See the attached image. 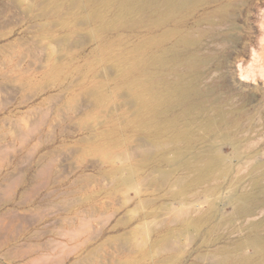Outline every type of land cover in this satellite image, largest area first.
<instances>
[{"label": "rangeland", "instance_id": "rangeland-1", "mask_svg": "<svg viewBox=\"0 0 264 264\" xmlns=\"http://www.w3.org/2000/svg\"><path fill=\"white\" fill-rule=\"evenodd\" d=\"M77 2L0 0V264H264V0H199L139 37L98 29ZM170 46L205 61L199 85L229 113L207 114L227 171L166 159L184 156L156 146L189 132L184 119L159 134L164 116L136 121L149 109L122 72L144 81ZM256 189L248 213L230 204Z\"/></svg>", "mask_w": 264, "mask_h": 264}, {"label": "bare ground", "instance_id": "bare-ground-1", "mask_svg": "<svg viewBox=\"0 0 264 264\" xmlns=\"http://www.w3.org/2000/svg\"><path fill=\"white\" fill-rule=\"evenodd\" d=\"M197 1L199 0H78L77 6L79 12L87 11V22L91 20L100 24L99 27L97 26L98 29H123L127 30L131 36L139 37L142 27H146L148 32L154 31L164 26L177 12L193 8ZM153 17L156 19H152ZM178 42L191 43L192 40L183 38L179 39ZM142 45L141 43L137 44L134 48L137 51H143ZM172 49L174 48L170 46V50ZM143 52H147V50ZM161 55L152 56V60L159 63L156 66L157 70L154 71L145 68L148 67V63L142 58L132 56L133 63L136 64L134 68H145L142 70L145 74L144 81L139 80L137 71L131 67L122 72L123 83L126 88L128 86L126 90L140 99L143 103L141 108L149 109V114L139 111L136 121L138 122L143 115L164 116V119L154 124L157 126L155 134H159L164 129L171 131V128L175 132L177 124L181 122L180 119H184V125L190 128L189 132L186 134L175 132L171 140L156 145L167 150L175 147L177 148L175 155L183 154L184 156L177 160L174 158L175 156L168 155L166 159L168 161L174 160L178 168L192 169L196 167V164L191 162L192 159L212 157V163L206 167V175L212 176L216 170L220 169L227 171L228 165H226L222 153L213 144V138L210 139L215 134L219 122L207 114L214 109L217 116L224 120L229 113L223 107L215 105L216 100L211 99V92H204L199 85L202 79L201 67L205 61L197 55H190L185 62H182L178 52L174 50L170 51L168 56ZM162 99L166 103L165 107L161 105ZM137 128L139 132L145 129L141 124L136 123L135 129ZM145 130L149 132L147 128ZM196 130H198L197 134L194 133ZM194 134L197 135V140L207 136L209 147L194 151V147L191 146ZM142 137L145 138V136ZM128 153L127 156L129 157ZM149 159L154 160L153 157H149ZM130 173L132 172L129 171V175ZM163 173L167 175L168 171ZM259 188L264 189V185H259ZM186 190L183 185L181 193L184 194ZM257 190L243 193L234 191L229 197V202L235 206L237 203L238 211L248 213L254 202L258 200ZM190 203L183 201L186 206ZM260 243L261 240L258 236H246L244 240L245 246L260 247ZM261 249L262 247H260Z\"/></svg>", "mask_w": 264, "mask_h": 264}]
</instances>
